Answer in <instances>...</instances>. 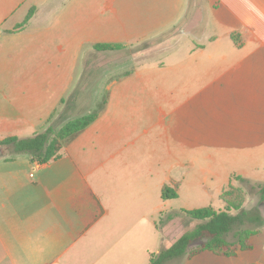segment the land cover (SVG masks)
<instances>
[{"label": "crops", "instance_id": "0c3cea01", "mask_svg": "<svg viewBox=\"0 0 264 264\" xmlns=\"http://www.w3.org/2000/svg\"><path fill=\"white\" fill-rule=\"evenodd\" d=\"M177 28L165 60L111 83L104 111L59 159L0 147V264H91L96 247H136L138 221L171 211L155 208V187L164 202L166 186L179 198L202 172L208 194L231 172L264 183V0H0V143L41 132L63 99L76 108L72 89L94 45H149ZM205 139L210 160H238L220 179L212 165L196 168ZM155 145L165 146L161 175Z\"/></svg>", "mask_w": 264, "mask_h": 264}, {"label": "rangeland", "instance_id": "374dc122", "mask_svg": "<svg viewBox=\"0 0 264 264\" xmlns=\"http://www.w3.org/2000/svg\"><path fill=\"white\" fill-rule=\"evenodd\" d=\"M201 30L202 28L197 29V31ZM179 33L180 29L177 28L164 35L159 42L151 43L149 45L128 47L122 51L96 53L91 50L87 52L79 65V72L76 77L77 80L72 89L76 91V94L74 95L76 108L71 109V106L69 105L61 106L54 117V121L59 118L61 113H63L66 118L74 119L95 112L100 105H102L111 83L128 76L140 63L153 60L164 61L167 51L173 49L177 44ZM71 91L67 95V98L71 96L73 92ZM55 125L57 130L62 126V124L57 123H55ZM209 144V139L201 141L200 145L202 146V154H200V161H196V168H207L212 165L213 169H218L217 173H219L220 169V173L217 174V178L220 179L224 169L236 167L238 160L233 162V157L220 155L212 157V160H210L211 157L207 156L209 155ZM158 148L159 146L155 145L154 165L155 169L158 170V174L161 175L163 174L161 173L162 169L158 168L156 157L161 155L165 146H161L160 149ZM190 148L194 151L193 145H191ZM188 169H186V172L189 171ZM213 171L214 170H212V172ZM190 172H192V168L190 169ZM209 176L210 172H207L206 174L202 172L201 177H197L196 175L195 177H190L180 188L181 196L177 199H172L166 202L161 200L160 191L155 187L154 192L152 193L155 208L159 205L160 207L162 205L163 207L169 205L171 211L163 213L160 219H155L157 216L155 214V220L152 219L145 221L146 223L138 221L136 247H117L115 252H112L109 255L107 254V251L110 247H96V249L90 253L89 262L91 264L97 261H99V263H106L112 260L113 256H115L116 259L121 258L123 262L130 261L131 264H150L148 257L149 250L157 254L160 253L169 248L186 231L193 229L197 224V222L191 220L184 211L210 205L217 210L225 209L226 203L221 198L224 192H229L230 196L236 198L245 211L257 210L264 219V204L260 203L258 195L253 188L254 185L260 184L259 181L236 172H231L227 175V179L223 186L219 188L221 193L214 194L212 193L214 189L208 186L209 183H204L208 181ZM238 177L244 178L245 181L238 180ZM207 189H211L212 192L208 194ZM216 192L217 191H215V193ZM251 227L252 226L249 225L247 221L243 220L240 225L236 226L234 230L227 235V239L229 241H236V234L240 230ZM250 243L252 244L253 249L251 251H239L237 258H223L205 252L191 260L185 259L180 264L256 263L264 257V223L259 228V233L250 239Z\"/></svg>", "mask_w": 264, "mask_h": 264}, {"label": "trees", "instance_id": "16d2710c", "mask_svg": "<svg viewBox=\"0 0 264 264\" xmlns=\"http://www.w3.org/2000/svg\"><path fill=\"white\" fill-rule=\"evenodd\" d=\"M36 9H31L25 21L19 24L13 31L19 32L25 29L35 14ZM96 52L122 51L127 46L122 44H97L93 46ZM71 99V98H70ZM108 101L105 95L102 105L90 115L80 116L74 119L63 118L54 122L53 116L49 119L47 127L30 138L9 137L1 141L0 147L11 150L13 155L29 154L32 162L39 164L49 163L60 158L61 151L66 143L74 139L94 123L104 111ZM69 102L63 99L61 105ZM62 124L57 130L56 125ZM238 180L245 181L238 177ZM261 204H264V184L254 185ZM164 200L177 198V193L166 186L162 191ZM222 200L226 203L225 209L217 210L213 206L202 207L194 210H186L184 213L193 221L195 227L186 231L169 248L160 253H152L150 264H180L185 259L191 260L205 252L218 257L234 258L239 251H251L253 249L250 239L259 233V228L264 223L263 216L257 210L245 211L236 198L224 192ZM245 220L251 228L240 230L236 234V241H229L227 235Z\"/></svg>", "mask_w": 264, "mask_h": 264}, {"label": "water", "instance_id": "95a60500", "mask_svg": "<svg viewBox=\"0 0 264 264\" xmlns=\"http://www.w3.org/2000/svg\"><path fill=\"white\" fill-rule=\"evenodd\" d=\"M4 154V151L0 149V156Z\"/></svg>", "mask_w": 264, "mask_h": 264}, {"label": "built area", "instance_id": "2783aa9c", "mask_svg": "<svg viewBox=\"0 0 264 264\" xmlns=\"http://www.w3.org/2000/svg\"><path fill=\"white\" fill-rule=\"evenodd\" d=\"M37 166H39V164H37Z\"/></svg>", "mask_w": 264, "mask_h": 264}]
</instances>
